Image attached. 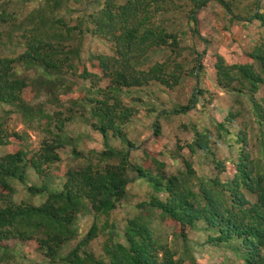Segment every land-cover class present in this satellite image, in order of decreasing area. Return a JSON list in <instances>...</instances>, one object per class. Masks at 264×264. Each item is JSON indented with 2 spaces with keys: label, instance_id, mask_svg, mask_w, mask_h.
<instances>
[{
  "label": "trees",
  "instance_id": "obj_1",
  "mask_svg": "<svg viewBox=\"0 0 264 264\" xmlns=\"http://www.w3.org/2000/svg\"><path fill=\"white\" fill-rule=\"evenodd\" d=\"M103 1L97 12L84 14L73 27L61 14L74 11L71 3L81 5L88 0H15L19 10L26 9L25 13L10 12L7 3L1 5L6 7L0 6V109L5 117L17 113L26 129L46 136L33 156L21 148L0 157L1 249L2 243L12 240L34 242L47 264H183V256L176 259V253L156 238L152 224L156 212L160 223L176 222L193 230L200 225L208 233L207 243L228 247L243 264H264V99L257 98L264 85V41H258L247 53V62L229 65L218 57L215 64L219 88L246 96L251 104V114L231 111L225 123L218 125L220 135L231 132L229 126L235 125L238 116L251 115L259 130L262 154L253 158L255 153L250 148V134L255 127L253 131L246 127L231 134L237 145V161L227 181L221 179L227 164L217 159L213 160L217 172L214 177H198L184 159L187 171L172 176L165 173V164L159 160L152 159L148 168L134 164L133 143L125 129L139 114L138 101L132 99L128 104L124 100V95L133 90L152 85L174 90L184 84L176 59L174 65L152 62L153 56L168 47L178 52V37L159 19L173 11L176 2L192 8L190 19L194 33L199 35L197 13L211 2L219 4L232 21L259 22L264 27L261 0H255L250 10L242 8L239 0ZM34 4L38 7L28 12ZM86 34L110 44L113 55L91 54L87 65L81 56ZM200 69L196 65L190 72L198 84ZM79 81L82 84L75 91ZM106 81L109 84L104 86ZM200 95L204 93L196 86L188 106L177 105L162 113L186 114L192 105L197 106ZM40 98L42 102L34 104ZM79 114L102 136L105 150L90 152L82 166L70 169L60 190L29 186L33 196L47 195L42 204L15 202V185L28 186L29 168L44 179L50 178L48 171L61 161L59 150L70 144L66 130ZM153 128L160 133L155 122ZM195 133L196 138L188 144L190 153L201 152L212 161L216 153L208 145L206 131ZM12 138L22 136L10 134L0 122V144L11 145ZM119 141L125 145L124 150L115 146ZM130 172L136 178L130 179ZM135 180L152 189L150 199L136 206L143 214L129 219L121 230L114 222V227L101 226L100 218H110L125 197L127 185ZM89 215L95 219L92 227L70 249L79 238V217ZM103 232L109 234V239L100 259L84 253V248ZM182 238L186 243L184 233Z\"/></svg>",
  "mask_w": 264,
  "mask_h": 264
},
{
  "label": "rangeland",
  "instance_id": "obj_2",
  "mask_svg": "<svg viewBox=\"0 0 264 264\" xmlns=\"http://www.w3.org/2000/svg\"><path fill=\"white\" fill-rule=\"evenodd\" d=\"M242 8L248 7L252 9V3L255 0H239ZM4 3L9 4L10 12H26L18 9L15 0H0V6ZM102 0L97 3L96 0H88L84 4L71 3L74 11L70 14L65 12L61 16H65L66 23L70 26H76L82 20L84 14L97 12L100 9ZM178 6L171 12L159 17L163 26L167 27L174 35L178 37V52H172L171 48L163 50L153 56L152 62H176L182 68V76L185 77L184 84L174 90L165 89L163 87L152 85L149 88L140 91H131L128 95H124V100L128 104L132 99L138 101L139 114L135 120L126 127L125 132L129 140L133 143L131 149V158L134 164L148 168L151 160H159L165 164L164 171L168 176L176 175L180 170L186 172V165L183 162L187 160L193 170L196 171L198 177H214L217 175L213 160H221L227 164V172L221 176L223 181L229 180L230 176L235 172V162L237 161L236 149L237 145L233 141L231 134H237L240 129L248 128L254 132L250 134V148L253 149L255 157L260 158V142L259 130L256 129L253 117L238 116L235 125L229 126L228 134L222 133L218 125L225 123L231 111L244 110L251 114V104L246 96L229 93L219 88L216 78L215 64L218 57L225 59L229 65L247 62V53L252 50L254 45L259 41H264V27L259 22L252 24L232 21L231 16L216 2H211L206 8L198 11V31L199 35L194 33V24L190 19L191 7L176 2ZM6 6H1V8ZM37 4L31 5L28 12L34 10ZM261 12L264 13V0H261ZM91 54L97 55H113L112 46L107 44L100 38L86 34L83 44L81 56L84 62L88 64V58ZM180 54V55H178ZM200 58V64H198ZM246 59V60H245ZM199 65L202 69V76L196 81L190 72ZM174 67V66H172ZM23 73V69L19 68ZM78 86L74 88L77 91L82 84L78 82ZM109 83L104 82V86ZM200 86L204 95H200L199 103L186 114L164 116L163 111H171L177 105L188 106L193 97L194 89ZM257 98L264 99V85L261 88ZM42 102V98L36 99L34 104ZM51 109V106H48ZM8 110V108H5ZM78 117L69 125L66 135L70 138V144L59 150L61 161L56 163L49 170L50 178L44 179L42 176L36 175L33 168H29L28 186L16 183V194L13 200L17 203H33L35 205L42 204L47 195L33 196L28 188L29 186H37L42 188L48 186L50 190H60L63 182L66 180V174L70 169L82 166L86 159L89 158L90 152L101 153L105 150L102 136L99 135L85 119ZM4 116V110L0 109V122L4 123V128L10 133H18L21 139H10L11 145L5 146L0 144V157L7 153H15L18 150L25 149L34 152L40 147L41 142L46 137L41 132L31 131L25 128L20 116L13 113L10 116ZM154 122L160 127V133L157 134L153 128ZM231 128V129H230ZM195 130L200 132L206 131L210 147L216 153L213 155L212 161L206 160L201 152L191 154L188 144L196 138ZM117 148H126L121 141L115 144ZM74 147L76 149H74ZM75 150V151H74ZM75 152V153H74ZM75 154H79L77 158ZM116 163V162H114ZM130 179H134L135 174H128ZM127 193L124 198L119 200L116 210H114L109 219L101 217L99 224L116 225L118 230L126 226L127 221L138 214L137 204L148 201L152 195L150 186L141 181L135 180L127 185ZM254 200V199H252ZM147 213V212H146ZM146 216H151L148 212ZM153 229L156 238H160L163 244L168 245L174 253L176 259L183 256V264H243L241 258L231 251L228 247L213 246L208 242V233L201 230L199 225L196 229L189 227L182 228L178 223L161 222L157 213L153 216ZM95 219L93 215L79 217L77 226L79 229V238L73 242L70 249L84 238ZM110 222V223H109ZM110 227V226H109ZM110 227V228H111ZM187 237L185 243L182 234ZM109 234L101 233L96 239L84 248V253H92L97 258L102 254L103 248ZM0 246V264H47L48 260L37 251V244L34 242L22 243L17 240L2 243ZM68 250L66 249L65 252ZM100 259V258H98Z\"/></svg>",
  "mask_w": 264,
  "mask_h": 264
}]
</instances>
